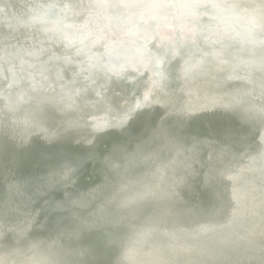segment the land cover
<instances>
[{"label": "water", "instance_id": "95a60500", "mask_svg": "<svg viewBox=\"0 0 264 264\" xmlns=\"http://www.w3.org/2000/svg\"><path fill=\"white\" fill-rule=\"evenodd\" d=\"M20 1L15 11L0 8L1 28L8 33L2 38L6 42L0 43V185L15 188L11 200L0 202V239L14 236L10 245L14 263L23 259L16 244L30 248L26 264H71L82 259L73 243L79 238L76 219L95 230L99 239L103 228H113L115 213L105 219L102 215L109 213L95 209L94 199L105 194L109 198L110 194L141 196L143 182L137 169L147 164L157 168L161 181H166L163 204L153 206L158 214L175 218L165 225L149 220L145 227L134 217L126 220L135 232L147 235L121 240L123 249L142 243L147 258L162 247L157 242L171 241L169 252L155 256L149 264H172L167 259L180 253L173 246L183 242L174 234L184 233L191 264H264V252L240 247L255 225L238 244H230L227 238L233 232L227 223L238 214L227 222L218 219L221 200L226 198V207L235 198L239 204L256 206L253 210L260 215L255 216L264 225L263 203L253 196L259 185L264 189L260 180L264 177V0H257L252 14L246 6L234 7L235 0H104L101 17L125 30L127 38L105 43L74 34L67 55L44 45L54 36L51 28L59 33L67 30L70 11L66 5L60 0H36L32 5L31 0ZM27 14L31 24L25 19ZM33 24L43 27L36 47L29 41ZM18 27L26 28L21 38L16 37ZM61 42L52 40L51 44ZM186 61L194 66L187 72ZM149 92L153 102L147 111L154 116L147 115L133 127L143 128L150 117L160 128L153 134L147 132L140 147L129 133L118 150L107 142L97 145V154L105 153L99 166L85 158L79 168L72 169L71 180L63 178L68 173L59 161L66 145L39 135L37 126H71L78 135L72 148L87 149L92 139L89 133L97 126L117 124L123 118L118 108H126L129 102L134 108ZM117 97L118 103L113 104ZM178 99L185 101L188 110ZM163 100L172 103L167 120ZM225 136L235 144L230 145ZM166 137L175 139L168 144ZM159 143L167 145L163 151H158ZM127 148L133 153L126 154ZM220 166L225 178L217 173ZM147 171L145 175H150L151 170ZM222 187L233 197L222 195L216 204L217 198L210 195L217 196L216 190ZM53 195L63 201L56 211L49 208ZM10 203L19 209L8 208ZM209 207L213 217H203ZM64 214L71 215V222ZM48 218L53 220L44 228ZM214 218L216 222H210ZM218 227L223 234L215 230ZM168 230L172 236L165 235ZM46 231L49 237L42 241L40 236ZM209 239L210 248L198 245ZM44 248L47 255H42ZM3 251L8 252L0 240V264H14ZM108 252L111 261L100 256L87 259L91 264H116L114 259L121 257H115L113 249ZM130 252L123 254L132 259Z\"/></svg>", "mask_w": 264, "mask_h": 264}, {"label": "bare ground", "instance_id": "6f19581e", "mask_svg": "<svg viewBox=\"0 0 264 264\" xmlns=\"http://www.w3.org/2000/svg\"><path fill=\"white\" fill-rule=\"evenodd\" d=\"M56 1H59V0H56ZM60 1L63 2L66 5L67 9L70 11V14L67 16L68 26L65 28L67 30L62 31L61 33L56 32L55 29L51 28V31H53L54 36H51L52 38L51 40H45V44H44L45 47L48 48L49 50H54L55 52L59 54H63V55L69 54L67 53L66 49L70 47L74 42L71 36H73L74 34L78 35L79 33L85 35V38L88 37L87 40L89 41L97 38V39H100L101 42H105V43L112 42L115 40H125L127 38V33L125 30H123L119 26H114L110 24L108 20H106L104 17H101L100 11L103 7L104 0H60ZM179 1L180 0H176V2H179ZM36 2H37L36 0H31V5ZM16 3H22V1L20 0H0V8H2L3 6L5 7V9L7 8L10 11L11 10L15 11L14 7ZM257 4H258L257 0H235L232 2V5L234 7L246 6L249 9L248 10L249 14L253 13V9L255 5ZM25 19H27L26 20L27 23L31 24L32 20L29 18V14L25 15ZM186 28L188 29L189 25ZM30 29L33 30L34 33H32V36L29 41L31 42V45H33V47H36L38 45V41L41 39V35H42L41 32L43 31V27L41 24H33L31 25ZM25 34H26V28L18 27V30H16V37L21 38ZM7 35L8 33L3 28H1V24H0V43L6 42V40L2 38H5V36ZM36 37H38V39ZM52 40H56L59 42L63 41L64 43L61 42L60 44L52 45L51 44ZM218 80L219 79H217V81ZM218 84L222 85L221 80H219ZM219 96H221V94H219ZM178 101L180 102V104L185 110H188L187 105L183 99H178ZM161 104L164 109L163 111L164 119L167 120L171 117V114H172L171 113L173 110L172 103L171 101L163 100ZM89 110H92L93 112H95L97 109L95 110L89 109ZM150 115L154 116L152 112L149 113V116ZM96 119H99V118H96ZM154 125L155 124H152V120L150 119V117H147L146 120L144 121L143 128H141L140 126L133 127L131 130H129L128 133L132 136V139L135 140L140 147L142 146L141 138L147 132L151 134L155 133V131L157 130V127H159V126H154ZM174 139L175 138L166 137V141L168 142V144L173 142ZM225 139L229 142L230 145L235 144V141L232 137L225 136ZM74 141L75 140H73L72 143ZM166 146H167L166 144L159 143L157 145V147L159 148L158 151L160 150L163 151ZM125 152L126 154L133 153L132 150L129 148H127ZM132 156H135V154ZM46 165H49V163H46ZM169 166H170V163H169ZM173 168L178 169L177 167H173ZM223 169H224L223 166H220L219 168L216 169L217 171H219L217 173L221 175L222 177H224V174H222L220 171ZM255 169L258 170L259 173L262 174V172L260 171L261 169H257V168ZM147 170H151L150 175H145V173L148 172ZM137 171L141 177V183L143 182L142 183L143 190H142L141 196L132 197V196L123 195V194H110L112 195V197L109 198L105 194V195H100L94 199V203L96 205L95 209L109 213V214L102 215L105 219L111 218L108 215H110L111 213H115L114 218H113V223H114L113 228L111 229L103 228L101 232L99 233L100 238L96 239L95 230L91 228H87L86 225L81 226L80 224H78V221L76 219V222H74V224L79 234V238L75 240L73 243H75L74 248L78 254V258H82V259L84 258V257H81L82 255L80 253V250L85 249L88 251L89 257L100 256V257H103L102 259L111 261L112 259L111 255L109 257L107 254H109L108 249H113L117 252V254H115V257L116 256L121 257V258L114 259L117 261L116 264L123 263L126 260L130 261V262H127L129 264L131 262H132L131 264H149V263H152L150 260L154 259L155 256H158L159 254L164 253V252H169V248H167V246L173 245L174 242L159 241L157 243H159V245H161L162 247L155 248L153 253L148 254L146 258L145 255H143L144 252H142L144 248V244L140 243L137 246L133 247L134 244L136 243L134 242L132 243L133 246L129 248L132 251V259H128L126 255L123 254L125 251H128L130 254L131 252L130 250L126 248L123 249L121 247L120 245L121 240L127 239V240L133 241L135 239H139L147 235L145 233L135 232L133 229L130 228L129 225L126 224L125 222L126 220L133 219L134 217L137 224H139L141 227H145L149 220H154V221L160 220L159 223H162V225H165L167 222L172 221L173 218H175L174 214H169V215H164V216H162V214H158L157 209L153 206L154 204L158 202L159 204H163L164 194H166V191L163 187L164 185H166V181L164 180L161 181L159 177L158 169L154 167L151 168L150 166L145 164L143 166H139ZM40 174L44 175L45 171H41ZM67 176H68L67 174H64L63 178ZM0 177H1V172H0ZM260 180L264 181V177H261ZM91 184L92 182L90 183V185ZM14 191H15V188L13 186L7 187V184L6 186L0 185V202H7L11 200L12 194L14 193ZM216 191H217L216 192L217 196L210 195L213 198H217V200L215 201L216 204L223 197L222 195H226L227 197H231V198L233 197L232 193L228 191L227 189H225V187H222L221 190L217 189ZM257 191L258 192L255 193L253 196L254 198L260 197L261 199L260 203H263L262 205L264 206V189H262V187L259 185L257 188ZM51 198L55 202L59 201V199H57L55 195L51 196ZM228 199L229 198H227V200ZM224 200H226V198H224ZM224 200H221L222 201L221 204H223V206L221 205L222 207L221 215L218 219L220 220L223 219L225 222H227L229 221L228 217H230L233 214H238L236 218L232 219L233 221L227 223V225H231L230 231L233 232V235L227 238L228 242L230 244H238L242 238H244L248 233L252 231V228L255 225V231L251 234V237L248 239V241L241 242L240 247L243 249L249 248L257 252L258 251L264 252V225L260 222L259 218L255 216V215H260L259 213L253 210V208H256V206H254L250 201H248L250 203L246 204V206L243 203L239 204L238 202H236L239 200H236L235 198H233V201L231 202V204L225 207L226 203L224 202ZM201 207H202L201 205L198 206V210H200ZM8 208L15 209V210L19 209L16 204H12V203L8 205ZM95 209H93V212ZM210 209L212 208L209 207L207 211L204 212L203 217H207V218L213 217V213L212 211H210ZM144 210H147L150 213L145 215V213L142 212ZM258 210L260 213L262 212L260 209ZM193 211H195L194 208H193ZM64 215H67V214H64ZM67 216H69L70 218L66 217V219L71 222V215H67ZM80 217L82 216L80 215ZM52 220L53 219H49V218L46 219L44 222L45 224L44 228L48 227L47 224ZM84 220H86L85 217H83L82 221ZM216 220L217 219L214 218L213 220H210V222H216ZM246 224H252L251 228H249V226ZM211 226H216V225H211ZM196 228L193 227L192 229H196ZM215 230L223 234V230L221 228L218 227V228H215ZM47 231L44 233H47ZM260 232L263 233L261 237L259 236ZM165 235L172 236L173 234L168 230L166 231ZM174 235H176L183 242L185 241L184 233H178ZM13 237L14 236L12 235L10 240L5 237L4 241L2 240V238L0 239L1 244H3V248H7L8 250V252L3 251V254L10 259L11 263H14V255L10 249V245L13 244ZM48 237H49V233L42 234V236H40V239L42 241H46ZM28 240L31 243L34 242V239L30 237ZM183 242H178L177 245L173 246L175 247L174 249L175 252H180V253L167 259L172 264H191L192 262L191 261V251L187 248L186 243H183ZM210 243H211V240L209 239V240H206L205 243H198V245H203V247L205 248H210ZM16 247H17V250L22 254V258H23L20 264H26L25 259H30V252H31L30 248L25 245H21V244H16ZM47 254H48V250L44 248L42 255H47ZM260 255H263V254H260ZM127 263L125 262V264ZM14 264H19V263H14Z\"/></svg>", "mask_w": 264, "mask_h": 264}, {"label": "snow or ice", "instance_id": "6c2138e0", "mask_svg": "<svg viewBox=\"0 0 264 264\" xmlns=\"http://www.w3.org/2000/svg\"><path fill=\"white\" fill-rule=\"evenodd\" d=\"M264 43V41H262ZM174 56L175 53H172ZM194 66L188 65L186 61L185 71H190ZM139 95V94H137ZM119 97L113 101V104L118 103ZM151 93L149 92L143 98V100H137L135 107L133 108L129 102L126 108H118V111L123 114V118L115 125L106 124L103 126H97L94 133H89L92 139L89 141L90 147L87 149L72 148V141L78 140V135L70 130L71 126L64 127L63 129H53L48 127H38L39 135L45 137L48 140L52 141H63L66 145V154L60 157V161L63 163V167L67 170L68 179L71 180L74 172L72 169L79 168L83 163V160L86 158L88 160L96 161L98 166L100 164V158L104 156V152H99L97 154V145L110 143L113 146V150H118L125 139V134L133 128L134 125H137L141 122L144 117L149 115L147 111V105L152 103ZM119 128V131L116 129ZM103 129V130H102ZM63 206V201L55 202L53 201L49 208L53 211L58 210ZM83 259H76L71 261V264H90V261L87 259L89 255L88 251L85 249L80 250Z\"/></svg>", "mask_w": 264, "mask_h": 264}]
</instances>
